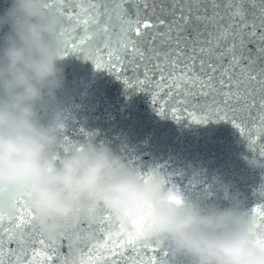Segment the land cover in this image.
<instances>
[{
    "label": "clouds",
    "instance_id": "9594fccd",
    "mask_svg": "<svg viewBox=\"0 0 264 264\" xmlns=\"http://www.w3.org/2000/svg\"><path fill=\"white\" fill-rule=\"evenodd\" d=\"M0 9V213H32L62 253L82 264L107 227L160 248L172 264H264V220L243 202L226 206L203 194L170 199L167 175L142 174L109 142L70 134L72 116L57 100L68 22L49 0H4ZM143 167V166H142ZM22 201V205L20 202Z\"/></svg>",
    "mask_w": 264,
    "mask_h": 264
},
{
    "label": "snow or ice",
    "instance_id": "6c2138e0",
    "mask_svg": "<svg viewBox=\"0 0 264 264\" xmlns=\"http://www.w3.org/2000/svg\"><path fill=\"white\" fill-rule=\"evenodd\" d=\"M49 8L69 25L61 29L62 58L76 54L126 88L148 92L161 117L230 122L264 167V0H49ZM129 162L142 174L152 170ZM155 169L166 173L178 203L185 193L212 195L204 180L183 189L175 171ZM254 196L251 211L264 220V183ZM108 219L95 227L98 239L82 264H172L167 248L114 232ZM61 255L31 212L0 213V264H56Z\"/></svg>",
    "mask_w": 264,
    "mask_h": 264
},
{
    "label": "water",
    "instance_id": "95a60500",
    "mask_svg": "<svg viewBox=\"0 0 264 264\" xmlns=\"http://www.w3.org/2000/svg\"><path fill=\"white\" fill-rule=\"evenodd\" d=\"M4 6L0 0V9ZM61 66L65 80L57 100L72 116L70 134L83 129L145 168L166 166L169 173L175 171L183 189L194 177L204 180L211 185L209 202L253 204L254 189L264 183V167L230 122L195 124L183 113L177 123L171 116L157 115L148 92L126 88L89 60L68 55Z\"/></svg>",
    "mask_w": 264,
    "mask_h": 264
}]
</instances>
